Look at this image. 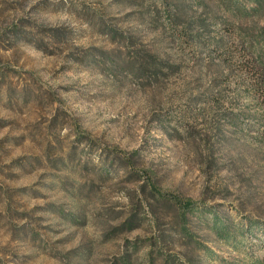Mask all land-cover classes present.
Instances as JSON below:
<instances>
[{
  "label": "rangeland",
  "instance_id": "1",
  "mask_svg": "<svg viewBox=\"0 0 264 264\" xmlns=\"http://www.w3.org/2000/svg\"><path fill=\"white\" fill-rule=\"evenodd\" d=\"M0 264H264V0H0Z\"/></svg>",
  "mask_w": 264,
  "mask_h": 264
},
{
  "label": "trees",
  "instance_id": "2",
  "mask_svg": "<svg viewBox=\"0 0 264 264\" xmlns=\"http://www.w3.org/2000/svg\"><path fill=\"white\" fill-rule=\"evenodd\" d=\"M151 58H155L154 55L152 54H148ZM155 60H157L155 58ZM154 60V61H155ZM191 206L192 205H189L188 203H186L185 201V205H184V208L185 210H188V209H191ZM137 214H133L131 217H129L128 219H126L123 224H122V229L123 230H132L133 228H136L138 226V218H137Z\"/></svg>",
  "mask_w": 264,
  "mask_h": 264
}]
</instances>
